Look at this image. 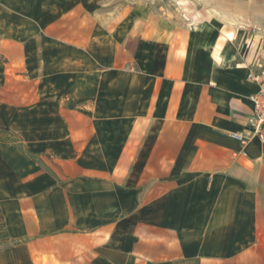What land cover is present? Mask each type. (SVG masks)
<instances>
[{
    "label": "crops",
    "instance_id": "1",
    "mask_svg": "<svg viewBox=\"0 0 264 264\" xmlns=\"http://www.w3.org/2000/svg\"><path fill=\"white\" fill-rule=\"evenodd\" d=\"M27 4L0 0V264H264L262 47Z\"/></svg>",
    "mask_w": 264,
    "mask_h": 264
},
{
    "label": "rangeland",
    "instance_id": "2",
    "mask_svg": "<svg viewBox=\"0 0 264 264\" xmlns=\"http://www.w3.org/2000/svg\"><path fill=\"white\" fill-rule=\"evenodd\" d=\"M33 16L37 11H49V24L60 23L79 29L81 21L121 24L126 20H142L146 14L159 15L179 25L239 28L248 32L264 51V0H39L27 1ZM26 5V4H24ZM46 16V15H45ZM44 16V17H45ZM36 17V14H35ZM43 21V22H44ZM89 21V23L91 22ZM41 22V21H40ZM46 24V23H45Z\"/></svg>",
    "mask_w": 264,
    "mask_h": 264
},
{
    "label": "built area",
    "instance_id": "3",
    "mask_svg": "<svg viewBox=\"0 0 264 264\" xmlns=\"http://www.w3.org/2000/svg\"><path fill=\"white\" fill-rule=\"evenodd\" d=\"M258 72H252L249 78L258 83V91L251 96L253 104L252 114L249 117L248 123L251 127V136L257 137L264 142V62L257 63ZM232 137L245 140L242 134H231Z\"/></svg>",
    "mask_w": 264,
    "mask_h": 264
}]
</instances>
